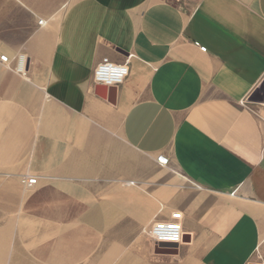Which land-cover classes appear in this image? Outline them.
Returning a JSON list of instances; mask_svg holds the SVG:
<instances>
[{"label":"crops","instance_id":"obj_1","mask_svg":"<svg viewBox=\"0 0 264 264\" xmlns=\"http://www.w3.org/2000/svg\"><path fill=\"white\" fill-rule=\"evenodd\" d=\"M2 55L5 264H264V0H0Z\"/></svg>","mask_w":264,"mask_h":264},{"label":"built area","instance_id":"obj_2","mask_svg":"<svg viewBox=\"0 0 264 264\" xmlns=\"http://www.w3.org/2000/svg\"><path fill=\"white\" fill-rule=\"evenodd\" d=\"M40 25L43 24V21L39 22ZM195 46L199 47L200 51L206 52L205 47L199 46L198 43H195ZM128 57L123 64H114L104 58L95 68L94 71V82L96 85H101L105 87H116L122 84L126 76L128 75ZM0 62L6 66L9 65L8 57L5 55L0 56ZM23 57H19L15 71L22 74L25 71ZM264 106V100L262 101ZM156 162L161 168H166L169 166V159L163 155H160L156 158ZM21 184L25 188L33 187L37 178L34 176L24 175L20 178ZM235 192L232 193V195ZM181 214L175 212L171 215L169 221L157 222L153 224L146 234L156 243V244H180L183 239V234L181 232Z\"/></svg>","mask_w":264,"mask_h":264},{"label":"water","instance_id":"obj_3","mask_svg":"<svg viewBox=\"0 0 264 264\" xmlns=\"http://www.w3.org/2000/svg\"><path fill=\"white\" fill-rule=\"evenodd\" d=\"M96 90H97V92H98V91H103V90H107L108 92H110V91H115L114 88L110 89V88H108V87L101 86V85H99V86L96 88ZM256 99H258V100H260V101H263V100H264V83H263V85H262L260 91H259L255 96H253V97L251 98V101H252V100L254 101V100H256ZM162 246L176 247V244H166V245L161 244V245H159V247H162Z\"/></svg>","mask_w":264,"mask_h":264},{"label":"rangeland","instance_id":"obj_4","mask_svg":"<svg viewBox=\"0 0 264 264\" xmlns=\"http://www.w3.org/2000/svg\"><path fill=\"white\" fill-rule=\"evenodd\" d=\"M5 227V222H4V220H3V218L2 217H0V231L1 230H3V228ZM13 242H15L14 240H13ZM6 259H7V256H5V255H0V264H5V261H6ZM18 262H22V261H26V263L28 262V256L27 255H25V256H22V255H18L17 256V259H16Z\"/></svg>","mask_w":264,"mask_h":264},{"label":"bare ground","instance_id":"obj_5","mask_svg":"<svg viewBox=\"0 0 264 264\" xmlns=\"http://www.w3.org/2000/svg\"><path fill=\"white\" fill-rule=\"evenodd\" d=\"M24 59V58H23Z\"/></svg>","mask_w":264,"mask_h":264}]
</instances>
